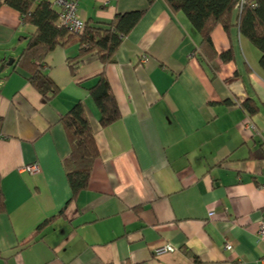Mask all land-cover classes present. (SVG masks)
<instances>
[{
  "label": "crops",
  "instance_id": "0c3cea01",
  "mask_svg": "<svg viewBox=\"0 0 264 264\" xmlns=\"http://www.w3.org/2000/svg\"><path fill=\"white\" fill-rule=\"evenodd\" d=\"M75 1L92 25L145 14L106 66L89 56L73 76L80 45L56 49L41 70L59 92L46 98L14 67L35 27L0 0V264H263L264 71L237 13L229 32L213 31L207 56L164 0ZM103 72L122 115L105 128L88 92ZM79 101L100 154L75 196L61 117ZM165 245L175 251L155 256Z\"/></svg>",
  "mask_w": 264,
  "mask_h": 264
},
{
  "label": "trees",
  "instance_id": "16d2710c",
  "mask_svg": "<svg viewBox=\"0 0 264 264\" xmlns=\"http://www.w3.org/2000/svg\"><path fill=\"white\" fill-rule=\"evenodd\" d=\"M71 1V0H70ZM73 1V0H72ZM155 0H148L150 5ZM173 13L186 14L191 25L202 38L201 48L207 56L216 55L213 31L217 27L229 32L235 24L239 26L242 36H246L252 44L262 52L260 65L264 71V0H246L239 12V0H164ZM6 4L20 13L21 21L35 27V32L25 37L26 46L17 57L14 67L28 72L31 83L45 95H58L59 89L50 77L41 69L46 65L47 57L58 48L80 45L76 59L69 60V68L73 76L78 75L80 64L89 56L97 57L103 66L114 62L115 53L126 38L143 18L145 11H135L116 15L110 23L85 22L82 33H71L60 21L61 9L55 0H6ZM237 22L234 24V15ZM232 52L220 57L225 62L232 61ZM8 67L3 61L2 68ZM94 104L100 112V125L108 127L121 119L119 103L112 91L109 79L103 72L97 77V84L88 89ZM250 114L257 113L253 102L243 106ZM62 125L68 133L71 143L70 156L64 166L71 190L78 195L87 189L95 161L99 158L95 131L92 128L86 105L79 101L68 114L61 117ZM3 121L0 118V124ZM6 211L5 197L0 188V214ZM51 220L44 223L49 224ZM42 226V227H43Z\"/></svg>",
  "mask_w": 264,
  "mask_h": 264
},
{
  "label": "built area",
  "instance_id": "2783aa9c",
  "mask_svg": "<svg viewBox=\"0 0 264 264\" xmlns=\"http://www.w3.org/2000/svg\"><path fill=\"white\" fill-rule=\"evenodd\" d=\"M55 3L57 6L61 9V16H60V21H62V24L64 27H66L71 33H82L85 22L80 18L79 15V9L77 8V1L75 0H55ZM246 3V0H239V12L243 9L244 5ZM146 58L144 59V62H146ZM40 168L36 164L34 166L26 168V171L35 174L38 172ZM211 216L214 215V213L210 214ZM259 237L261 240H264V225L260 224L259 226ZM226 249L228 251H232L233 248L230 245L226 246ZM175 251V248L173 246H166V247H161L160 249L155 251V256L160 257V255H164L167 253H172ZM264 264V260H263Z\"/></svg>",
  "mask_w": 264,
  "mask_h": 264
},
{
  "label": "water",
  "instance_id": "95a60500",
  "mask_svg": "<svg viewBox=\"0 0 264 264\" xmlns=\"http://www.w3.org/2000/svg\"><path fill=\"white\" fill-rule=\"evenodd\" d=\"M10 65H11V66L14 65V60L11 61Z\"/></svg>",
  "mask_w": 264,
  "mask_h": 264
},
{
  "label": "rangeland",
  "instance_id": "374dc122",
  "mask_svg": "<svg viewBox=\"0 0 264 264\" xmlns=\"http://www.w3.org/2000/svg\"><path fill=\"white\" fill-rule=\"evenodd\" d=\"M9 61L8 62H11L12 60L11 59H8ZM166 246H168V245H165L164 247H166ZM168 254V253H167ZM161 256V255H160Z\"/></svg>",
  "mask_w": 264,
  "mask_h": 264
}]
</instances>
